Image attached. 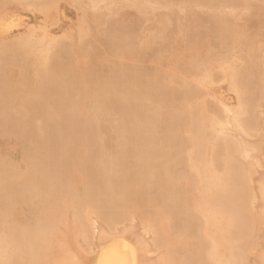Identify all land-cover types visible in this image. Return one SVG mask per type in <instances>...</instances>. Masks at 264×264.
Segmentation results:
<instances>
[{
  "label": "bare ground",
  "instance_id": "bare-ground-1",
  "mask_svg": "<svg viewBox=\"0 0 264 264\" xmlns=\"http://www.w3.org/2000/svg\"><path fill=\"white\" fill-rule=\"evenodd\" d=\"M60 1L82 15L57 38ZM162 1L0 0V139L22 138L19 156L0 150V264H79L77 238L88 264H264V4ZM18 7L42 24L11 39ZM240 8L255 35L230 17Z\"/></svg>",
  "mask_w": 264,
  "mask_h": 264
},
{
  "label": "rangeland",
  "instance_id": "rangeland-1",
  "mask_svg": "<svg viewBox=\"0 0 264 264\" xmlns=\"http://www.w3.org/2000/svg\"><path fill=\"white\" fill-rule=\"evenodd\" d=\"M164 1V0H163ZM162 1V2H163ZM65 2V1H64ZM63 1H60L59 2V10H58V20H57V23L55 24V25H53L51 28H50V31H51V34L52 35H54V36H59V37H57V38H62V37H64L65 35H66V33L68 32V31H74L76 28H75V26H77L78 25V22H79V18L81 17V15H82V13H76V11L78 10V11H80V12H82L78 7L76 8V7H73L74 5H69L68 4V2L66 3H64ZM254 2V3H253ZM252 2V7L254 8H258V7H263V2H260V1H253ZM259 2V3H258ZM163 4H165V2H163ZM258 6V7H257ZM102 7H104V5H101V10L102 9H104V8H102ZM156 7H157V5H156ZM155 7V9H157V10H155V12L156 13H158L159 12V9H160V13L163 15V16H165V15H167V13H169V11L167 12V11H165V12H163L164 10H165V8H159V6H158V8H156ZM191 7H193V10L196 8H194V5L193 6H191ZM19 9H20V11L22 12V14H23V16H24V25H23V27H21L20 29H19V31L17 32H15L14 34H13V36H11L10 38L12 39L14 36L15 37H17V36H20L21 34H23V33H25V31L27 30V28H30V27H32V28H36V27H38V26H40L41 24H42V16L40 15V14H38V13H35L34 14V12H32V11H30V10H22V7H18ZM198 9V8H197ZM197 9H195V10H197ZM99 11L103 16H102V19H105V18H107V16H108V11L106 10L105 11V9L103 10V11ZM179 10V9H178ZM194 10V11H195ZM201 10H203V9H200L199 8V11H196V12H198V13H201ZM228 11L231 13V16H230V13H228ZM227 12L226 11H224V13L226 12V14H228L230 17H232V15H233V19H236L235 21H237V24L238 25H240V26H244V27H247L248 29H250V31H252L253 32V35H255L256 34V32H257V28H258V21L256 20V19H252V21L250 20L251 19V17L253 16V11L252 10H243V9H239L238 10V14H236L237 13V11L236 12H232V10H228ZM248 11V12H247ZM155 12H153V14L151 15V16H148L149 18H151V19H153L155 22L153 23V22H151L150 21V19L148 18V20L146 19H142V18H144V17H141V19H140V23L139 24H137V26H136V32L138 33V36L140 35V33H141V35L140 36H144V34L145 35H147V34H149V32H150V30L151 29H154V28H156L157 27V22H158V20L157 19H155V16L154 15H156V16H158L160 13H158V14H155ZM202 12H205V11H202ZM126 13H129V14H131V15H136V17H138V15L135 13V11H133L132 9H129V10H127L126 11ZM166 13V14H165ZM184 15H185V13H184ZM184 15L182 14L180 17H178V18H182V17H184ZM76 16H80L79 18H77ZM115 17V16H114ZM160 17H162V16H160ZM159 17V18H160ZM134 18V17H133ZM178 18H174L173 20H174V22H172V24H169V26L170 27H172V28H170L169 26H167L168 27V29L170 30V31H168V34L167 35H170L169 37L171 38V39H173L174 38V36H173V34H175V32H174V30H176L178 27H179V25H182V24H186V22L185 21H183V20H179ZM249 18V19H248ZM78 19V20H77ZM113 20H116V17H115V19L114 18H112ZM117 19H119V17L117 16ZM240 19V20H239ZM106 20V19H105ZM152 20V21H153ZM178 20V21H177ZM239 20V21H238ZM247 20V21H246ZM144 21V22H143ZM178 22V24H176L177 22ZM181 21V23H179ZM242 21V22H241ZM251 21V22H250ZM145 22H149V23H147V24H145ZM184 22V23H183ZM245 22V23H244ZM249 22V23H248ZM76 23H77V25H76ZM174 23V24H173ZM248 23V24H247ZM257 23V24H256ZM155 24V25H154ZM242 24H244V25H242ZM139 25V26H138ZM177 25V26H176ZM252 25V26H251ZM154 26V27H153ZM139 27V28H138ZM174 27V28H173ZM75 28V29H74ZM71 29V30H70ZM74 29V30H73ZM253 29V30H252ZM68 30V31H67ZM141 30V31H140ZM173 30V31H172ZM67 31V32H66ZM172 31V32H171ZM205 31V30H204ZM66 32V33H65ZM140 32V33H139ZM171 33V34H170ZM173 33V34H172ZM68 34H69V32H68ZM77 40V39H76ZM74 41L75 43L77 42V41ZM213 39H209L208 41H210V43H211V41H212ZM138 41V40H137ZM67 42V44L69 45V44H71V43H68V41H66ZM65 42V43H66ZM74 42H73V44H71L72 46H70L71 47V49H74V50H77V46L76 45H74ZM77 44V43H76ZM166 47H164L163 46V49L162 48H160L161 50L159 51V52H163V50L165 49ZM70 49V48H69ZM71 51V50H70ZM166 51V50H165ZM171 52V51H170ZM169 52V53H170ZM68 54H70V55H68ZM72 55H74L73 54V52L71 51V53H67L64 57H63V59H65V61H64V63L68 60V59H70L71 60V56ZM71 57V58H70ZM74 59H72L71 60V62H70V64H71V67L73 66L72 64L74 63H77L76 62V60H77V58L75 59V61H73ZM63 61H62V73H63V75L66 77V80L69 82H71L72 80L71 79H69V76H68V73L70 72V70L69 69H72V68H68V66H66V64H64L63 63ZM164 61V60H163ZM166 61V60H165ZM164 61V62H165ZM68 62V61H67ZM83 62V63H82ZM149 62V63H148ZM162 63V64H164V68L165 69H168V64L167 63ZM81 65L82 64H84V61H81V63H80ZM153 65V63H151L150 62V60H139L138 62H136L135 63V65L133 66V67H130V70H132V69H135V71L136 70H139V69H141V70H139L141 73H143V74H141V75H145V73L143 72V71H145L146 72V77H147V75H150V74H152L153 73V71H154V66H151V65ZM67 65H69V64H67ZM80 65V66H81ZM142 65V66H141ZM149 65H150V68H149ZM65 66L68 68L67 69V71H66V69H65ZM70 66V65H69ZM84 65H82L81 67H83ZM135 67V68H134ZM143 70V71H142ZM65 71V72H64ZM133 71V70H132ZM132 71L130 72V73H132ZM15 72H17V69H15ZM66 72H68V73H66ZM65 73L67 74V75H65ZM134 73V72H133ZM70 74V73H69ZM139 75V74H138ZM141 75H139V76H141ZM18 75H17V73H15V74H13L12 76H10L9 75V79H11L12 78V81L10 80L9 82L10 83H14V81L15 82H17V80H18V77H17ZM142 76V77H143ZM144 76V77H145ZM8 77V76H7ZM31 77V76H30ZM132 77V76H131ZM145 77V78H146ZM15 78V79H14ZM132 78H135V76H133ZM32 79H34V78H30V80H32ZM14 80V81H13ZM36 80V79H35ZM144 80V79H143ZM34 81V80H33ZM69 82V83H70ZM72 83H73V81H72ZM50 84H53L51 81H50ZM51 86H53V85H51ZM77 87V86H76ZM79 87V86H78ZM77 87V88H78ZM219 87L222 89V91L224 92V95L225 96H231V97H233L234 95H233V93H231L230 91H228V89H227V85L225 84V83H220L219 84ZM76 88V91L75 92H73L72 94H74V93H76L77 92V89ZM80 88V87H79ZM143 91H145L144 90V87L142 86V88H141ZM204 91V90H203ZM205 92V91H204ZM204 92H202L203 94H204V98L207 96V94H205ZM206 95V96H205ZM72 96H75V95H72ZM210 96H208V97H206L205 99L208 101V102H211L212 103V99L211 98H209ZM51 101V100H50ZM67 101V102H66ZM64 100V102L63 101H61V102H63V103H61L60 104V102H59V104L60 105H62V104H64V105H62L61 107L63 108L65 105H66V103H67V105H66V108H68V103H72L73 102V98L72 99H68V100ZM58 103V102H57ZM60 105H57V106H60ZM71 105H69V107H70ZM175 106V105H174ZM262 106H264V102H263V105ZM66 108H63V111L66 109ZM264 107H262V110L261 111H263L264 112V109H263ZM264 116V115H263ZM33 118H35V117H33ZM37 118V117H36ZM262 118H264V117H262ZM36 120V119H35ZM34 120V121H35ZM33 122V121H32ZM11 138V137H10ZM263 138V137H262ZM260 136H258V137H256V139L254 140L253 139V141H260L261 139H262ZM22 139V138H21ZM21 139L20 138H11V139H9V137H7V142H4V141H6L5 140V138H2V140H3V142L1 141V139H0V150H2V152L5 154V155H7V156H13V155H17V156H19V154H20V152L22 151V143H21ZM15 140V141H14ZM9 142H10V144H9ZM12 142H14L13 144H11ZM20 142V143H19ZM5 143H6V145H5ZM59 144V142L57 141V158H58V156H59V152L61 151L59 148H61L62 147V145L60 146V145H58ZM4 145H5V147H7L6 149H5V147H4ZM14 145V146H13ZM9 147V148H8ZM11 147V148H10ZM2 148V149H1ZM10 150H11V152H10ZM9 152H10V154H9ZM259 155V154H258ZM257 156V155H256ZM261 156V155H260ZM260 156H259V158H260ZM263 156V155H262ZM262 174H264V169H259L258 170V174H257V178L260 176V175H262ZM256 186H257V184H255ZM260 205V202L259 201H257L256 202V205H255V207L257 208L258 206ZM259 208V207H258ZM73 224V220H71V219H68L66 222H64V223H62V224H58V229H60V231H62V232H64L65 233V229L68 227V226H70V225H72ZM136 224H138L137 222H134L133 224H131V225H136ZM101 224L98 222L97 223V226H100ZM65 228V229H64ZM122 229V227H119L118 228V231L119 230H121ZM65 230V231H64ZM98 230H97V234H98ZM97 234H96V236H95V238H94V243H96L97 242ZM260 234V235H259ZM259 234H258V236H257V242L260 244V245H262V242H261V237H262V235H264V227H262V232L260 233L259 232ZM57 237H58V239L59 238H62L60 235H59V233L57 234ZM71 238V237H70ZM73 238V237H72ZM75 240V239H74ZM76 242L78 243V246H77V254H78V257H79V264H88V260H89V257H92L93 256V254H94V250L92 249L91 251H89L88 249H83L82 248V241H81V239L80 238H77L76 239ZM80 247V248H79ZM156 255H154V257H155ZM256 259V254L254 253V254H252L251 255V260L253 261V260H255ZM251 263H253V262H251Z\"/></svg>",
  "mask_w": 264,
  "mask_h": 264
}]
</instances>
